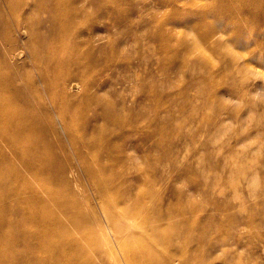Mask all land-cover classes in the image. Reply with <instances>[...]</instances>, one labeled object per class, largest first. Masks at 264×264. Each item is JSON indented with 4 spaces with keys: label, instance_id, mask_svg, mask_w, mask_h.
<instances>
[{
    "label": "rangeland",
    "instance_id": "rangeland-1",
    "mask_svg": "<svg viewBox=\"0 0 264 264\" xmlns=\"http://www.w3.org/2000/svg\"><path fill=\"white\" fill-rule=\"evenodd\" d=\"M73 1L62 0L55 23L46 12L30 16L41 22L29 37L35 51L25 47L27 34L4 21L16 52L8 61L0 40V54L9 72L2 76L14 75L44 128L46 149L55 153L48 159L82 190V221L98 225L100 238L108 234L117 264L132 256L139 264H264V69L256 70L258 63L264 68V17L251 15L264 2L168 0L162 7L159 0H84L75 16ZM223 26L241 27L243 41L211 47L225 38L205 37ZM50 57L82 64L85 81L65 91L78 115L64 121L54 115L55 97L42 90V77L54 78L52 68L41 71ZM77 70L63 64L60 72ZM85 122L93 130L73 128L76 143L61 127ZM90 166L96 178L87 176ZM51 174L58 178L57 169ZM96 189L124 206V195L140 197L144 207L128 222L133 230L109 227ZM73 257L64 264L78 262Z\"/></svg>",
    "mask_w": 264,
    "mask_h": 264
},
{
    "label": "bare ground",
    "instance_id": "bare-ground-1",
    "mask_svg": "<svg viewBox=\"0 0 264 264\" xmlns=\"http://www.w3.org/2000/svg\"><path fill=\"white\" fill-rule=\"evenodd\" d=\"M30 1V7H26V5L23 6L21 4L20 0L19 2L5 0L2 5L4 9H0V40L5 45L3 49L6 55L5 58L7 57L8 61L14 59L13 57L16 52L13 40L9 39V35H7L6 24L8 20L12 21L18 30H22L23 34L28 35L29 40L27 39L25 47L35 51L29 37L32 35V30L36 28L35 22L37 27L41 25V22H33L30 16L39 12H46L51 16L49 22L52 24L56 21L53 17V12L55 13L56 10H60L66 6V3L62 2V0H52L53 3L50 6L45 5L44 0ZM83 1L74 0L70 4V6H73L75 16L81 13V11L77 10L74 6ZM159 1L160 3L158 4L162 7H167L170 4L168 0ZM248 1L249 5L256 2H264V0ZM26 9L30 10L28 14L25 11ZM20 12H23V14ZM251 15L253 17L262 16L263 18L264 10L260 12L255 11ZM240 16L245 19L246 13H242ZM262 22L264 23V20ZM233 24H236V22ZM58 27L59 30L62 28L59 25ZM239 28L240 30L235 32L233 29H229V27H219L215 31H211L205 37V41L216 37H224L225 39L212 42L211 47H226V45L240 44L243 41L244 31L241 27ZM95 36V34H91L90 38ZM79 46L76 44L77 48ZM33 53L36 54V52ZM5 58L0 54V264H64V261H67L68 257L74 259L73 256L78 259V262H75V264H117L114 260H111L113 258L111 254L113 250L108 239V234L105 235L103 233V238H100V233L96 231L98 225L92 227L90 223L87 224L82 221L84 220L82 219L84 216L82 205L84 207V204L76 200V195L80 194L81 197L83 195L82 190H79L76 179L73 178L72 180L75 187L74 190L70 187V181L65 174L63 166L54 161L57 165L55 167L53 166L54 162L50 158V160L48 159L52 154L55 158V153L46 149V139L41 135L44 128L40 121L36 119L35 109L32 108L30 102L22 99L24 97L22 95L23 91L16 86V78H12L14 75L12 74V77H10L11 75L7 76V78L5 74V77H3L4 75L2 76L4 69L7 70V64L3 62ZM53 58L50 57V59L46 60L47 64L42 67L43 70L41 71L49 72L48 70L52 68L54 78L51 80L43 76L41 85L46 95H53L55 97L52 105L55 117L58 120L64 121L69 116L74 117L76 114L78 115V110L76 111L75 106L70 103L72 97L65 96V91L78 88L79 84L85 80L82 75L81 62H77L76 59L67 60L66 62H59L60 60L54 59L55 62H53ZM72 63L78 69L77 73L62 76L60 71L63 64ZM258 64L256 70L262 74L264 68L261 63ZM9 70L11 69L9 68ZM17 71L16 73L19 72ZM36 92L33 94L35 97H38ZM58 94L61 95L59 96ZM38 101L40 102V100ZM41 102L40 104H42ZM40 110L43 116H48L45 106L41 107ZM92 125L85 122L81 127H74L73 124H62L61 127L65 132L70 133L72 141L76 143L77 140L72 134L73 128L87 132L89 129L93 130ZM55 126L50 125L47 129L48 132L57 135V127ZM87 141L92 145L89 137ZM76 152L79 156V151ZM54 168L57 169V179L51 176ZM85 170L87 176L91 177V179L96 178L97 174L95 175L91 166L86 167ZM73 172L70 169V174H73ZM108 179L111 178L108 177ZM97 185L98 183H96V188H99L100 185ZM96 190L98 202L101 205L102 213L109 227L110 225L114 227L120 223L124 228L133 230L134 226H128V222L135 219L133 216L136 214L138 207H144L142 206L140 197H137L138 195L132 196L130 192L126 196L122 194L124 195L123 199H126L125 203H131V205L129 203L128 207L127 204L124 206V204H119L120 202L116 204L114 201L111 203L107 201L109 198L108 190ZM123 199L121 203H124ZM160 219L161 217H159L158 221H163V219ZM144 225H149V223L146 221ZM152 229L155 231V228ZM150 232H148L149 237ZM143 238L141 237V240ZM146 239L149 240V238ZM152 239L154 240V238ZM137 245L139 246V244ZM64 258L66 259L64 260ZM71 263L73 264L72 261ZM127 264L139 263L132 256L128 258Z\"/></svg>",
    "mask_w": 264,
    "mask_h": 264
}]
</instances>
